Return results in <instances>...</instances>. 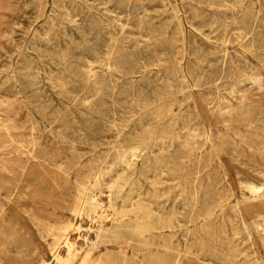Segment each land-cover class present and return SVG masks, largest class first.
Returning a JSON list of instances; mask_svg holds the SVG:
<instances>
[{
	"label": "rangeland",
	"instance_id": "rangeland-1",
	"mask_svg": "<svg viewBox=\"0 0 264 264\" xmlns=\"http://www.w3.org/2000/svg\"><path fill=\"white\" fill-rule=\"evenodd\" d=\"M82 206L70 264H264V0H0V264Z\"/></svg>",
	"mask_w": 264,
	"mask_h": 264
},
{
	"label": "bare ground",
	"instance_id": "bare-ground-1",
	"mask_svg": "<svg viewBox=\"0 0 264 264\" xmlns=\"http://www.w3.org/2000/svg\"><path fill=\"white\" fill-rule=\"evenodd\" d=\"M181 67V66H180ZM181 74H183V73H181ZM184 75V74H183ZM182 75V76H183ZM181 76V78H185V76H183L182 77ZM198 77H200V76H198ZM197 77V78H198ZM201 79V78H200ZM199 79V80H200ZM158 87V86H157ZM165 87V86H164ZM167 87V86H166ZM159 88V87H158ZM168 88V87H167ZM170 89V88H169ZM153 90V89H152ZM155 91H156V89H154ZM161 90V89H160ZM169 91V90H168ZM155 93V92H154ZM157 93V92H156ZM155 93V94H156ZM162 93H163V91H162ZM165 93V92H164ZM152 94V93H151ZM157 95V94H156ZM152 96H154V94L152 95ZM158 96H159V94H158ZM162 96V95H161ZM154 98V97H153ZM157 98V97H156ZM160 98V97H159ZM162 99L164 98V94H163V97H161ZM157 101V100H156ZM143 104H145V102H143ZM143 104H141V105H143ZM148 104H150V103H148ZM144 106H146V105H144ZM143 106V107H144ZM165 107V106H164ZM195 107V106H194ZM166 108V107H165ZM193 110H194V108H193ZM195 112H196V110H195ZM8 121V120H7ZM166 126V125H165ZM164 127V126H163ZM162 128V127H161ZM167 128H169V127H167ZM161 130H163V129H161ZM165 131H163L162 133H164ZM166 133H167V131H166ZM137 135V134H136ZM171 135V134H170ZM140 136V135H139ZM159 136H161L160 135V133H159ZM204 136V135H203ZM143 137H145V136H143ZM162 137V136H161ZM135 138H136V136H135ZM151 138V137H150ZM142 139V138H141ZM135 140V139H134ZM143 140H141L140 142H142ZM145 141V140H144ZM150 141V140H149ZM156 142V141H155ZM188 142V141H187ZM186 142V143H187ZM137 144V143H136ZM194 145V144H193ZM195 146V145H194ZM262 146V145H261ZM132 147V146H131ZM133 147H135V145H133ZM179 147H181V146H179ZM148 148V147H147ZM202 149V148H201ZM162 150H164V149H162ZM170 150V149H169ZM176 150V149H175ZM184 150V149H183ZM215 150V149H214ZM161 151V150H160ZM181 151H182V149H181ZM211 151V150H210ZM191 152V151H190ZM213 152H215V151H213ZM166 154V153H165ZM189 154V153H188ZM154 155V154H153ZM152 155V156H153ZM162 155V154H161ZM183 155V154H182ZM206 155V154H205ZM132 158V157H131ZM130 158V159H131ZM146 158V157H145ZM156 158V157H155ZM197 157H195V159H196ZM181 159V158H180ZM190 159V158H189ZM194 159V158H193ZM136 160V159H135ZM158 160V159H157ZM165 160V159H164ZM147 161V160H146ZM186 161V160H185ZM181 162V161H180ZM196 162V161H195ZM128 163V162H127ZM133 163V162H132ZM164 163V162H163ZM198 163V162H197ZM103 164V163H102ZM131 164V163H130ZM146 164V163H145ZM154 165V164H153ZM159 165V164H158ZM186 165V164H185ZM192 165V164H191ZM194 165V164H193ZM198 165V164H197ZM130 167V166H129ZM128 167V168H129ZM142 167V166H141ZM162 167V166H161ZM165 167V166H164ZM135 168V167H134ZM154 168V167H153ZM187 168V167H186ZM185 168V169H186ZM197 168V167H196ZM147 169V168H146ZM184 169V170H185ZM194 169V168H193ZM135 171V170H134ZM140 171V170H139ZM139 171H137V172H139ZM148 171V170H147ZM192 171V170H191ZM178 172V171H177ZM188 172V171H187ZM11 173V172H10ZM141 173V172H140ZM130 174V173H129ZM148 174V173H147ZM197 174H198V172H197ZM119 175H122V172H121V174H119ZM124 175H125V173H124ZM135 175V174H134ZM143 175V174H142ZM188 175V174H187ZM118 177V176H117ZM125 177V176H124ZM124 177H122V178H124ZM182 177H183V175H182ZM113 179V178H112ZM127 179V178H126ZM137 179V178H136ZM120 180V179H119ZM116 181H117V179H116ZM129 181V180H128ZM136 181V180H135ZM121 182V181H120ZM122 182H124V181H122ZM132 182H134V181H132ZM195 182V181H194ZM112 183H115V182H112ZM116 183H118V182H116ZM131 184V183H130ZM119 184H117L116 185V187L118 186ZM138 185V184H137ZM190 185V184H189ZM140 186V185H139ZM199 186V185H198ZM120 187V186H119ZM119 187L118 188H115V189H119ZM124 187V186H123ZM129 187H131V185L129 186ZM109 188H110V185H109ZM109 188H108V190H109ZM139 189V188H138ZM199 189V188H198ZM193 190V189H192ZM134 191V190H133ZM136 191H137V189H136ZM135 191V192H136ZM155 191V190H154ZM110 194H111V192H110ZM131 194H132V192H131ZM192 194H193V192H192ZM130 195V194H129ZM90 196V195H89ZM111 196V195H110ZM157 196V195H156ZM109 197V196H108ZM122 197V196H121ZM144 197V196H143ZM143 197H142V199H143ZM146 197V196H145ZM189 197V196H188ZM187 197V198H188ZM218 197H219V195H218ZM120 198V197H119ZM138 198V197H137ZM195 198V197H194ZM107 199V198H106ZM112 199V198H111ZM132 199H133V197H132ZM141 199V200H142ZM148 199H150V198H148ZM191 199V198H190ZM130 200V199H129ZM135 200V199H134ZM140 200V204H141V201ZM187 200V199H186ZM210 199H208V201H209ZM97 200H96V195H91L90 197H89V199H88V202H89V205H90V208L92 209V207H93V205H94V203L96 202ZM113 201V200H112ZM111 201V202H112ZM147 201V200H146ZM152 201V200H151ZM151 201H149V203L151 202ZM197 201V200H196ZM118 202V201H117ZM145 202V201H144ZM144 202H142V204H144ZM155 202V201H154ZM193 202H194V200H193ZM108 203V202H107ZM113 203V202H112ZM124 203H126V202H124ZM135 203V202H134ZM138 203V202H137ZM156 203V202H155ZM213 203V202H212ZM105 204V203H104ZM139 203H138V205H140ZM141 204V205H142ZM146 204V203H145ZM185 204V203H184ZM191 204H193V203H191ZM190 204V205H191ZM218 204H220V203H218ZM108 205H110V204H108ZM124 205V204H123ZM130 205V204H129ZM135 205V204H134ZM147 205V204H146ZM201 205H203V204H201ZM238 205V204H237ZM113 206V205H112ZM69 207V206H68ZM116 207V206H115ZM114 207V208H115ZM144 207V206H143ZM202 207V206H201ZM207 207V206H206ZM67 208V207H66ZM113 208V209H114ZM127 208V207H126ZM133 208V207H132ZM137 208V207H136ZM136 208H134V209H136ZM154 208V207H153ZM159 208V207H158ZM190 208H191V206H190ZM71 209H72V207H71ZM105 209H108V208H105ZM123 209V208H122ZM152 209V208H151ZM150 209V210H151ZM169 209V208H168ZM209 209V208H208ZM83 210H84V208H83V206L81 207V208H79L78 210H73V211H71V213H72V215H74V221L72 222V223H63V224H61V225H59L58 226V229H57V233L55 234V238H56V241H55V243L53 244V247L51 246L50 247V249L48 250L45 246L43 247V248H40V249H37L36 248V254H33V256L35 255V257H37L38 258V262H37V264H52V262L54 263V264H70L71 262H73L77 257H78V255H79V251L77 250V245L75 244V242H71V241H69L68 240V238H67V233L69 232V231H80L81 229H82V226H81V224H80V221H79V219H81V217L83 216ZM101 210V209H100ZM104 210V209H103ZM103 210H101V211H103ZM126 210V209H125ZM128 210V209H127ZM126 210V211H127ZM133 210V209H132ZM173 210H174V208H173ZM201 210V209H200ZM210 210V209H209ZM69 211H70V209H69ZM135 211V210H134ZM165 211V210H164ZM163 211V212H164ZM177 211V210H176ZM105 212H107V210L105 211ZM120 212V211H119ZM136 212V211H135ZM165 212H167V211H165ZM172 212V211H171ZM202 212V211H201ZM204 212V211H203ZM90 213H94V211L93 210H91V212ZM115 213V212H114ZM134 213V212H133ZM197 213V212H196ZM212 213V212H211ZM96 214V216H98V219H103V217H102V214L101 213H95ZM105 214V213H104ZM124 214H125V212H124ZM128 214V213H127ZM130 214V213H129ZM167 214V213H166ZM192 214V213H191ZM201 214V213H200ZM152 215V214H151ZM207 215V214H206ZM109 216V215H108ZM116 216V215H115ZM135 216V215H134ZM202 216H204V215H202ZM208 216V215H207ZM151 217V216H150ZM173 217V216H172ZM219 217V216H218ZM34 218H36V217H34ZM147 218V217H146ZM149 218V217H148ZM161 218V217H160ZM166 218V217H165ZM192 218V217H191ZM32 219H33V217H32ZM54 219V218H53ZM141 220H142V218H141ZM146 220H148V219H146ZM204 220V219H203ZM195 221L196 220H194V223H195ZM107 222V221H106ZM149 222V221H148ZM152 222V221H151ZM160 222V221H159ZM212 222V221H211ZM215 222V221H214ZM49 223V222H48ZM137 223V222H136ZM173 223V222H172ZM208 223V222H207ZM129 224H130V222H129ZM128 223H127V226L129 225ZM146 224H148V223H146ZM145 224V225H146ZM163 224V223H162ZM50 225H51V223H50ZM125 225V224H124ZM132 225V224H131ZM153 225V224H152ZM156 225H158V224H156ZM201 225V224H200ZM135 226V225H134ZM133 226V227H134ZM169 226V225H168ZM190 226V225H189ZM204 226V225H203ZM207 226H209V225H207ZM49 227V226H48ZM126 227V226H125ZM129 227V226H128ZM140 227H141V225H140ZM147 227V226H146ZM145 227V228H146ZM149 227V226H148ZM151 227H153V226H151ZM54 228V227H53ZM131 228H132V226H131ZM144 228V227H143ZM166 228V227H165ZM173 228V227H172ZM180 228V227H179ZM206 228V227H205ZM219 228V227H218ZM134 229V228H133ZM146 229H148V228H146ZM162 229V228H161ZM167 229V228H166ZM203 229V228H202ZM220 229V228H219ZM46 230V229H45ZM150 230H151V228H150ZM190 230V229H189ZM208 230V229H207ZM51 231V230H50ZM101 231V230H100ZM137 231V230H136ZM52 232V231H51ZM222 232V231H221ZM138 233H142V232H138ZM146 233V232H145ZM50 234V233H49ZM115 235V234H114ZM168 235V234H167ZM112 236V235H111ZM97 237H98V234H95V238L97 239ZM118 237H119V235H118ZM155 237V236H154ZM173 237V236H172ZM213 238V237H212ZM149 239V238H148ZM156 239V238H155ZM208 239V238H207ZM170 240V239H169ZM216 240V239H215ZM58 241H61V242H58ZM171 241V240H170ZM209 241V240H208ZM83 242L86 244V246H89L91 249H93L94 247H95V241H91L90 239H88V236L87 237H84L83 238ZM159 244V243H158ZM171 244V243H170ZM175 244V243H174ZM60 245H62V248H64L65 249V251H66V254L65 255H62L61 253H60V250H61V247H60ZM160 246V245H159ZM166 246V245H165ZM162 247V246H161ZM164 249V248H163ZM177 249H178V247H177ZM166 250V249H165ZM177 251V250H176ZM90 252H91V250H88V251H86L85 252V254L83 255V257H82V259H81V264H85V263H88V264H93L92 262H91V260H89V257H90ZM111 252V251H110ZM227 255H229V254H227ZM226 257H229V256H226ZM48 258H51V261H47V259ZM89 261V262H88ZM224 261H226V258H225V260ZM2 262V261H1ZM51 262V263H50ZM173 262V261H172Z\"/></svg>",
	"mask_w": 264,
	"mask_h": 264
}]
</instances>
